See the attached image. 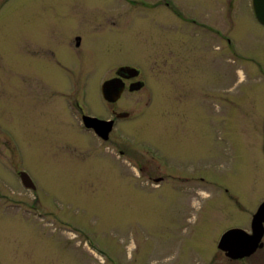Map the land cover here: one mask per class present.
<instances>
[{
  "label": "rangeland",
  "instance_id": "obj_1",
  "mask_svg": "<svg viewBox=\"0 0 264 264\" xmlns=\"http://www.w3.org/2000/svg\"><path fill=\"white\" fill-rule=\"evenodd\" d=\"M141 1L149 6L13 0L0 12L1 264H205L216 251L231 224L225 194L209 184L153 186L148 171L139 174L112 142L100 144L80 126L71 106L80 84L94 112L110 117L101 85L125 63L142 66L154 91L149 107L143 92H126L120 102L132 120L122 129L134 142L156 146L207 181L240 186L247 168H262L264 75L230 58L221 39L179 24L164 0ZM175 1L225 30L235 2V35L264 66V27L251 0ZM47 35L53 55L42 43ZM62 58L73 66L69 74L58 67H69ZM179 133L195 134V145Z\"/></svg>",
  "mask_w": 264,
  "mask_h": 264
},
{
  "label": "flooded vegetation",
  "instance_id": "obj_2",
  "mask_svg": "<svg viewBox=\"0 0 264 264\" xmlns=\"http://www.w3.org/2000/svg\"><path fill=\"white\" fill-rule=\"evenodd\" d=\"M11 1L13 0H0V12ZM124 1L132 7H136L135 5L137 3L149 6V2H144L141 0ZM251 1L252 3L250 5V9L252 10V17L254 18L256 24L264 27V24H262L257 19L253 8V0ZM164 3L166 4L167 9H169L178 18L179 24L184 25L186 28L192 30H205L214 38L221 39V41L225 44V48L230 58L240 61L248 60L254 67H257L258 70L261 71L262 75H264V66L259 62L255 54L243 50L241 43L235 35L234 31L237 27L234 24V17L231 18L232 14L235 15L236 13V15H238V9L234 10V8L237 6L235 2L233 4L232 11L228 15L230 22L229 30H225L221 26H218L215 21L212 24L209 22V24H206L207 21L196 19L189 13L182 11V8L179 7L175 0H164ZM163 6L165 5L163 4ZM51 39V36L47 35L45 41L42 43L46 46L50 45V55H53V51L55 49L54 45H52L53 42ZM76 42L79 49H87V46L84 47L85 40L82 36L78 35ZM66 45L68 46L67 43ZM60 46L66 48L63 45ZM88 47H93V45ZM60 62H64L69 66L63 68L57 65L61 70H65L67 74L73 70L72 64L68 63L66 60H63V58L62 61L60 60ZM122 68H131L132 70L122 72L123 76H119L118 72ZM113 79L121 80V82L118 84L123 86V91L121 92L120 98L111 102L105 98L103 87L107 81ZM78 91H80L78 99L76 100L74 106L71 102V106L78 112L77 119L82 129L88 135H92L100 144L112 142L111 144L114 145L113 153L117 156V158L119 160L124 158L125 162L133 167L139 174H143L145 171H148L149 174L147 175V178L149 179V184L157 187H168L172 185L176 186L180 185L181 183H189L193 184V186L194 184H198L200 186L202 184H209V186L216 189L215 191L225 194L223 196L225 198V202H227L230 206H227L226 209L230 215L229 216L227 214V218L229 217L231 219V224L228 225L220 235L218 243H216V251L213 252V254L211 253L212 255H209L208 259L205 261V264H264V137L262 144L263 146L261 149V161L263 160V162H261L262 168H259L256 163L253 168H247L245 170L247 177L242 185L237 186L235 183L233 184V180L230 182H225L217 179L216 177L215 179L211 178L209 181H207L202 177L201 171H195L193 168H191L192 166L181 165L171 161V159L156 146L135 141L138 145L143 144L145 147L147 146L146 149L135 148V142L133 141L134 139L128 133L123 131L121 122L132 121L130 114L124 112L122 110V106L120 105V102L126 92H143L145 95L148 93L149 97L146 95V107H149V103H153L154 91L150 88L148 76L142 66H135L131 63H128L127 65L126 63L125 65H120L116 69L115 75L112 78L106 80L101 85V96L104 99L105 104L108 105V113L110 117H105L94 112L92 105L88 101L87 84H80ZM85 117L95 118L103 122L111 123L110 125L108 124V127H110L109 129H111V131L108 134H99V132H97L94 127L89 128L85 125ZM262 123L264 127V118ZM97 127L102 129L106 128V125L99 124ZM193 135L195 136V134ZM194 136L190 137L188 135V137H185L183 134L179 135L180 140L188 139L190 137L195 145L196 139L193 138ZM15 156L18 158V166L20 167L22 160L21 154L16 153ZM23 173L29 176L34 187L36 188L34 180L30 174L27 171L21 170V168H19L18 175L20 179L22 178ZM253 173L254 175L257 173V180H253ZM4 198L6 197H4V195L0 192V199ZM215 206L216 203L213 205V207ZM31 208H34L35 212L39 211L36 213L37 216H42L44 214L40 210H37V208L33 205H31ZM229 232H235V235L229 237L226 241H224V243H221L223 236Z\"/></svg>",
  "mask_w": 264,
  "mask_h": 264
},
{
  "label": "water",
  "instance_id": "obj_3",
  "mask_svg": "<svg viewBox=\"0 0 264 264\" xmlns=\"http://www.w3.org/2000/svg\"><path fill=\"white\" fill-rule=\"evenodd\" d=\"M253 7H254V11L256 14L257 19L264 24V0H253ZM131 68H122L119 72L118 75L123 76L122 72L125 71H131ZM119 82H121V80L119 79H113L110 81H107L103 87V91L105 93V98L108 101H116L118 98H120L121 96V92L123 91V86L121 84H118ZM84 123L87 127H94L97 132H99V134H103L106 133L108 134L111 129H109L110 127H108V124L110 125L111 123L109 122H103L100 121L98 119L95 118H90V117H85L84 118ZM99 124L106 125V128H98L97 126H99ZM22 184L25 188L30 189V190H34L35 187L33 185L32 180L29 178V176L25 173L22 174ZM235 235V232H229L227 233L225 236H223L222 238V242L224 243V241H226L229 237H232Z\"/></svg>",
  "mask_w": 264,
  "mask_h": 264
}]
</instances>
